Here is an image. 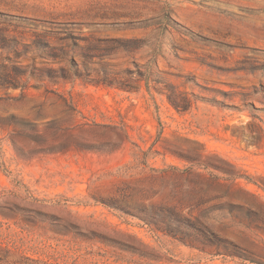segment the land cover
<instances>
[{
    "label": "rangeland",
    "instance_id": "obj_1",
    "mask_svg": "<svg viewBox=\"0 0 264 264\" xmlns=\"http://www.w3.org/2000/svg\"><path fill=\"white\" fill-rule=\"evenodd\" d=\"M0 264H264V0H0Z\"/></svg>",
    "mask_w": 264,
    "mask_h": 264
},
{
    "label": "trees",
    "instance_id": "obj_2",
    "mask_svg": "<svg viewBox=\"0 0 264 264\" xmlns=\"http://www.w3.org/2000/svg\"><path fill=\"white\" fill-rule=\"evenodd\" d=\"M106 206L110 209L119 211L127 216H130L143 225L153 228L154 230L164 233L170 236L182 244L194 248L195 243H202L203 245H215L221 244L223 247L231 246L236 249L234 245L228 243L225 240L217 238L212 233H205L199 229H196L195 224L180 213L172 209H161L154 206H144V205H133L128 208V210L117 209L111 205ZM215 242V243H214ZM226 253V248H222ZM228 254H235L233 252H228Z\"/></svg>",
    "mask_w": 264,
    "mask_h": 264
}]
</instances>
